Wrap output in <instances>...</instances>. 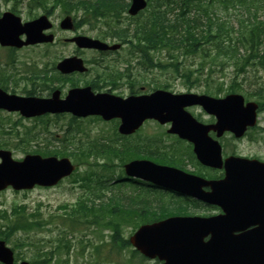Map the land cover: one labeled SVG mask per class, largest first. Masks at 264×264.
Listing matches in <instances>:
<instances>
[{
	"label": "rangeland",
	"instance_id": "1",
	"mask_svg": "<svg viewBox=\"0 0 264 264\" xmlns=\"http://www.w3.org/2000/svg\"><path fill=\"white\" fill-rule=\"evenodd\" d=\"M51 4V1L46 2L47 6ZM256 6L259 7L256 16L264 21V0ZM4 11L15 13L23 22L46 13L42 8L28 4L27 0H0V14ZM144 11L149 12L150 7ZM215 11L223 20H228L229 27L233 28L230 32L231 36L236 35L240 26L238 22L240 14L244 17L248 16L240 5L229 7L226 11L221 4H216ZM82 14L83 12L79 11L75 16L74 12H71L70 15L74 17L77 26L72 31L62 30L58 24L66 12L59 5L49 16L53 23L50 29L55 37L53 43L35 44L19 49L0 46V88L18 95H29L27 94L29 92L41 97L50 95L53 89H59L61 96H64L68 89L81 82L92 80L94 73L99 72L93 62L101 56L94 50L78 49L73 43L65 42L66 38L79 34L112 42L114 39L110 36L116 29L123 28L128 31L130 26L134 28L143 24L140 22L142 16L123 15L118 20L97 16V19L87 20ZM261 41L260 53L264 50V36ZM126 42L118 51L106 55L104 64L117 70L128 65L131 90L136 93H149L157 88L175 93H207V90L211 89L215 93L210 95L223 97L231 93L228 87L233 84L238 90L243 88L242 92L239 90L237 93L244 96L245 100L258 102L253 89L264 82V68L258 64L257 58L251 60V64L247 67L246 74L249 77L241 85L238 80L239 85H237L231 82L235 67L231 65V61L221 56V51L210 47V51H200L189 56L182 57L180 54L178 60L185 62L183 65L191 69L201 63H207L205 66L216 64L212 72L215 82L206 86L205 75H200L199 72L194 71L188 80L186 77L176 75L170 67L159 68L154 65L145 68L143 63L145 60L135 47L136 40L129 39ZM178 53L171 51L170 54L176 56ZM73 55L81 57L85 64L91 63L93 72L87 77L71 75L63 78L54 71L55 64L59 60ZM155 55L159 57L157 60L170 61L164 49L155 52ZM213 59L216 60L211 61ZM219 62H224V65L220 66ZM52 69L55 73L51 72ZM110 70L114 72L113 69ZM22 76L25 78L17 82L16 79ZM220 87L221 91L216 94V89ZM126 92L124 90L123 93ZM186 109L203 123L214 122L213 116L199 106ZM118 122L119 120L115 119L104 121L97 116L74 118L69 113L24 118L17 112L0 110V143L4 144L2 148L10 150L13 159L21 160L26 154L35 153L46 156L41 152L58 151L60 153L55 156L68 157L76 166V170L71 175L52 187L38 186L24 191L7 188L0 191L1 238L7 232L9 220L13 221L17 215L13 212L14 207L24 206L26 214H34V220L42 221L40 227L27 231L16 229L7 238H2L14 251L15 261L25 260L31 264H156L135 252L127 242L128 237L137 228L139 218L123 219V212L121 213L120 209L126 207L131 200L135 202L144 200L148 203V207L164 210L165 214L169 215L208 216L219 213L220 210L216 206H209L190 198L185 200L184 196L151 187L137 178L125 180L127 176L123 164L141 156L155 159L156 162H159L157 161L159 158H164L165 161L170 158L173 160L172 165L206 178H220L223 172L200 165L189 143L180 142L173 136L164 134L168 125L161 126L154 120H149L134 136L120 137L117 132ZM219 140L223 146L224 156L236 155L264 161V108L258 113L257 125L247 131L242 138H234L231 134L225 133ZM86 151L93 152L83 156L82 153ZM98 188L101 189L98 192L103 193L104 200L119 199L120 217L118 214H108L105 217L117 224L118 228L113 224L97 225L91 217H87L81 219L76 228L72 229L69 220L63 218L67 217V213L80 202L82 204L86 202L87 205L96 204L98 200L93 195ZM111 236L116 237V244ZM62 237L69 240L68 249L59 245L58 240Z\"/></svg>",
	"mask_w": 264,
	"mask_h": 264
},
{
	"label": "water",
	"instance_id": "2",
	"mask_svg": "<svg viewBox=\"0 0 264 264\" xmlns=\"http://www.w3.org/2000/svg\"><path fill=\"white\" fill-rule=\"evenodd\" d=\"M145 6L146 0H131L128 12L135 15ZM60 25L71 28L72 18L64 17ZM51 27L46 15L22 23L19 16L5 11L0 15V45L21 48L52 42L53 34L45 33ZM70 41L79 48L106 50L119 47V44L108 46L86 35L75 36ZM56 67L64 74L86 70L82 59L76 56L62 59ZM192 105H199L213 115L215 123L204 124L196 120L185 109ZM257 108V103H245L238 93L216 98L203 93L156 89L149 94L121 98L108 93L93 94L89 87H84L71 89L64 99H60L58 90L51 97L42 98L10 94L0 88V109L18 111L24 117L69 112L77 117L118 118V132L124 135L133 133L147 119L170 122L168 132L191 142L201 164L224 167L222 179L206 180L146 159H133L124 165L128 176L147 180L222 210V213L208 217L170 216L139 226L129 242L144 256L161 260V264H264V162L232 155L222 160L221 145L208 134L214 131L220 137L229 131L236 138L243 136L256 124ZM0 160V190L9 186L14 190L32 189L35 185L53 186L75 169L67 157L27 154L18 161L5 149H0ZM256 222H259L258 229L241 231ZM209 235V239L204 240ZM0 262L14 263L13 251L3 240H0Z\"/></svg>",
	"mask_w": 264,
	"mask_h": 264
},
{
	"label": "trees",
	"instance_id": "3",
	"mask_svg": "<svg viewBox=\"0 0 264 264\" xmlns=\"http://www.w3.org/2000/svg\"><path fill=\"white\" fill-rule=\"evenodd\" d=\"M28 4H32L33 7H43L46 11L47 1H52L55 4H62L67 11H75V14L79 10H83L82 17L87 20L96 18L103 13L111 12L113 16L118 17L122 11L126 9V3L122 0H27ZM261 0H155L151 6L150 12L146 15L141 26H136L132 32L131 39H136L135 47L138 52L143 56L145 62V68L157 65L159 68L170 67L173 69L176 75L189 78L193 75V72H199L200 75H205L206 86L212 85L215 80L212 78L213 67L216 64L211 63L205 66L207 63H201L194 69L183 65L182 61L178 60L179 55L182 57L189 56L200 51H210L211 49H217L222 52L221 56L231 61V65L235 67V74L231 82L239 84L243 83L249 76L247 73V67L251 64V60L257 58L259 65L264 68V50L260 53V45L262 37L264 36V21H261L256 16V12L259 9L258 4ZM221 4L222 8L227 11L229 7H235L240 5L244 12H247L248 16L244 17L240 14L238 22L240 26L236 31L235 36H231L230 32L233 28L229 27L228 20H223L219 17L215 11V5ZM75 7H72V6ZM263 7V5H261ZM49 11V10H48ZM46 11V13L48 12ZM89 12V13H88ZM88 13V14H85ZM122 32L123 39L126 37V29L119 28ZM120 36V35H119ZM224 42H227L224 44ZM166 50L169 58V62L157 60L159 58L155 55V52H161ZM243 50V52H241ZM171 51H178L175 56L170 54ZM213 59L211 61H215ZM220 66L224 65V62H219ZM199 67V68H198ZM198 68V69H197ZM206 71V72H203ZM197 77V76H196ZM240 77V79H239ZM251 81L249 82V84ZM237 83V85H239ZM248 84V85H249ZM222 86V84H220ZM221 87L216 89L218 94L221 91ZM242 92L243 88H239ZM233 84L228 87V91H239ZM207 93H215L213 90H207ZM253 93L256 94L259 103V111L264 108V82L259 84L253 89ZM248 97H250L248 95ZM4 144L0 143V147ZM104 148L105 146H101ZM111 151V148H109ZM93 151H86L83 156L91 154ZM114 152V151H113ZM44 155H56L58 151L41 152ZM159 158V163L171 164L173 160ZM103 187V186H100ZM90 190L93 188L88 187ZM94 193V198H97L96 204L78 203L70 212L67 213V217L63 218L69 220V224L72 229L87 217H91L93 222L97 225H115L111 219H105L108 214L119 215V199L108 198L104 200L102 192ZM118 204V206H114ZM147 202L140 200L135 202L131 200L130 203L123 207L121 210L123 218H143V219H155L167 216L164 210H157L156 208H150L147 206ZM161 211V213H159ZM13 212L16 213V217L10 221V225L7 226V232L4 233L2 238H7L14 230H30L34 227H40L42 225L41 220H34V214H26L24 206L20 208H13ZM120 217V215H119ZM89 222V220H85ZM1 238V237H0ZM112 241L116 244L117 240L115 236H111ZM59 245H63L66 249L70 247L69 240L65 237L60 238Z\"/></svg>",
	"mask_w": 264,
	"mask_h": 264
},
{
	"label": "flooded vegetation",
	"instance_id": "4",
	"mask_svg": "<svg viewBox=\"0 0 264 264\" xmlns=\"http://www.w3.org/2000/svg\"><path fill=\"white\" fill-rule=\"evenodd\" d=\"M113 43V42H109ZM98 52V51H96ZM112 51H99L98 53L101 54L100 57H98L94 62L95 69L99 70V72L94 73V75L91 77L90 82H81L77 84L76 87H82V86H89L91 90L95 93L101 92V93H110L119 97H128L130 94H137L136 92L131 90V83H130V74L128 72V65H126L123 68H119V70L115 69L114 67L107 66L104 64L106 55L110 54ZM87 70L83 73L79 72H73L68 74V76L75 75V76H81V77H87L93 72V68L91 66V63H86ZM110 69H113L114 72ZM105 71H109L108 73H105ZM124 90H126V94H124ZM156 123V122H155ZM168 125V124H167ZM140 128L129 136H134ZM164 134L167 133V129L164 130ZM173 136L174 139L180 140L176 135L168 134ZM213 135V133H211ZM127 136V137H129ZM153 153L155 154V151L153 150ZM162 218L153 219L151 221H159ZM256 220V219H255ZM259 228V222H256L255 224H252L248 227H245L244 229H241V231H247V230H256ZM239 232H236L235 234H238ZM210 237L207 236L204 238V240H208ZM264 239V237H263ZM262 242V241H260ZM146 259V258H145ZM149 260V259H146ZM156 264H159V260L157 258L152 259Z\"/></svg>",
	"mask_w": 264,
	"mask_h": 264
},
{
	"label": "bare ground",
	"instance_id": "5",
	"mask_svg": "<svg viewBox=\"0 0 264 264\" xmlns=\"http://www.w3.org/2000/svg\"><path fill=\"white\" fill-rule=\"evenodd\" d=\"M122 1H123V3H126L127 6H126V9L124 11H122L118 17L113 16V14L111 12H107L105 14L103 13L102 15H98V16H100L101 18L112 17L114 20L120 19L123 15H125L126 17L127 16L129 17L128 10L130 8V4L131 3L128 2V1H126V0H122ZM146 1L148 2L149 6H150V9H151V6L154 4L155 0H146ZM72 7H75V6L73 5ZM149 12L140 11V12H138L136 14V17H141L142 16V18L140 19V22H142L144 20V18L146 17V15ZM60 24H61V22H59V24H58L59 28L62 29V30H65V31H72L77 26V23L75 21H72V27L71 28H62ZM52 25H53V23H52ZM135 28L136 27H134V28H132L131 26L128 27V31L126 32L125 39H123L121 37V35L124 34L125 32H122L121 30H117V29L114 31V33L112 34V36H110V38H113L114 39V40H112L113 43H124V42H126L127 40L130 39V33H132L135 30ZM78 35H74V36H78ZM116 39L119 42H117ZM30 96H35V95L33 93H31ZM144 182H148V181L147 180H144Z\"/></svg>",
	"mask_w": 264,
	"mask_h": 264
}]
</instances>
